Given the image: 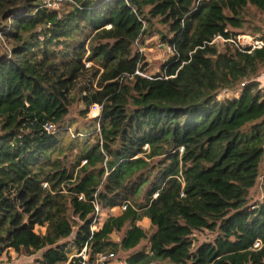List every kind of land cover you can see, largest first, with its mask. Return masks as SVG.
I'll return each mask as SVG.
<instances>
[{
  "label": "trees",
  "instance_id": "obj_1",
  "mask_svg": "<svg viewBox=\"0 0 264 264\" xmlns=\"http://www.w3.org/2000/svg\"><path fill=\"white\" fill-rule=\"evenodd\" d=\"M52 4L0 0V264L69 242L92 260L113 231L149 244L126 264H264V46L228 40L263 30L264 0ZM156 23L172 55L146 77L134 45ZM96 204L124 210L92 230Z\"/></svg>",
  "mask_w": 264,
  "mask_h": 264
},
{
  "label": "rangeland",
  "instance_id": "obj_2",
  "mask_svg": "<svg viewBox=\"0 0 264 264\" xmlns=\"http://www.w3.org/2000/svg\"><path fill=\"white\" fill-rule=\"evenodd\" d=\"M49 0H45L47 3ZM52 2V0H50ZM53 6V4L51 5ZM55 6V5H54ZM249 19H252L249 20ZM248 20L254 25H262L264 24V19L261 16H252L248 17ZM247 30H252L245 26ZM163 27L159 24L154 25V31L149 34L142 35L138 41L134 45V50L138 51L143 56V61L146 63V71L143 73V76L149 77L151 75H156L161 71V65L164 61H166L171 55L172 52L170 48L167 46L165 42H163L159 35L158 31H162ZM242 35H247L250 37H258L261 39V37L264 36V26L263 30L259 33L252 34V33H245ZM82 107L81 103H78L76 106L73 107L72 114L73 116H76L77 110ZM90 116H94L93 113L90 112ZM262 171L264 172V165ZM145 175L147 177H150L151 174L145 172ZM261 181L262 179H259V182L254 187V189L251 191V196L254 199L261 198ZM43 231V228L38 227L37 232ZM192 238L194 239L195 243H201L204 241H211L214 238V234L210 231L204 230V231H197L192 235ZM40 256V251H35L34 254H28L27 251H21L20 253H17L13 251L12 249L7 250L2 254V259L7 258L9 262L12 264L15 263H22V264H37V259Z\"/></svg>",
  "mask_w": 264,
  "mask_h": 264
},
{
  "label": "crops",
  "instance_id": "obj_3",
  "mask_svg": "<svg viewBox=\"0 0 264 264\" xmlns=\"http://www.w3.org/2000/svg\"><path fill=\"white\" fill-rule=\"evenodd\" d=\"M262 41H264V40H262ZM257 79L260 82V85L264 90V72H262L258 76ZM123 210H124V207L122 205L114 206L111 208H100L99 207L97 221L91 226V229L92 230L100 229L108 217H111V216L117 217L123 213ZM136 224L143 227L146 230H149V231L152 230L151 221L148 217L143 216L142 218L137 220ZM38 227L43 228V231L37 232ZM34 232H35V236H34V239L32 242L33 246H35L37 244L39 236L45 232V227L44 226H36L34 229ZM122 233H123L122 231L121 232L113 231L110 233L109 238H110L111 243H109L107 245L106 249L102 252H105L107 254L113 253V256L109 257L105 263H101V264H126L127 259L131 255L138 253L141 250H144L146 253H148L150 251L149 244L146 242L137 246L135 249H131L129 251H122L117 246L121 241ZM9 249H12L14 251L13 248H9ZM23 251H27V249L23 248ZM78 251L79 250L74 246V244L72 242H69L67 244V247L65 248L66 258H64V259L57 258L56 261L51 263V264H69L71 259L76 256ZM94 259H95V257H94ZM94 259H92V260H94ZM1 260L3 261V264H12L11 262H9L7 260V258L3 257V259H2V257H1ZM15 264H22V263H15ZM37 264H44V263H42V262L38 263L37 262Z\"/></svg>",
  "mask_w": 264,
  "mask_h": 264
},
{
  "label": "built area",
  "instance_id": "obj_4",
  "mask_svg": "<svg viewBox=\"0 0 264 264\" xmlns=\"http://www.w3.org/2000/svg\"><path fill=\"white\" fill-rule=\"evenodd\" d=\"M47 5L51 6L52 2L49 0L47 2ZM219 37L220 36H217L216 38H219ZM228 40L233 42L237 47H240V48L254 49L256 47L264 46V41H262L258 37H250V36L242 35V34H238L234 38L228 39ZM135 73L143 75V73L138 70H136ZM241 85H244V82H241ZM101 107L102 106L100 104L94 103L91 105L90 112L93 113L94 116L100 115ZM98 212H99V207L96 204L95 217H94V221L92 225L97 221ZM111 256H113V253L107 254L105 252H98L94 256L95 259L91 260L87 253L86 246H84L81 250L78 251L75 257L77 259L76 264H101V263H105L106 260Z\"/></svg>",
  "mask_w": 264,
  "mask_h": 264
}]
</instances>
